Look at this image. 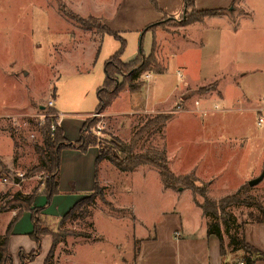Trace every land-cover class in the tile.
I'll list each match as a JSON object with an SVG mask.
<instances>
[{"label": "rangeland", "instance_id": "obj_1", "mask_svg": "<svg viewBox=\"0 0 264 264\" xmlns=\"http://www.w3.org/2000/svg\"><path fill=\"white\" fill-rule=\"evenodd\" d=\"M261 1L263 3L261 5L259 2L260 12L256 11V16L253 17L256 26L244 23L243 30L238 31L237 34L224 35L230 44H237L239 47L236 50L239 51L237 54L235 46L233 52L231 47L224 50L216 49L211 39L202 44L204 48L200 45L203 42L204 31L215 33L212 32L213 27L210 28L209 25L203 26L202 31L189 32L192 40L190 46L172 42L173 39L176 41V36L183 30L181 28L186 27L183 24V0H155L156 6L150 0H0V115L3 116L0 118V127L7 129L12 142H14L12 136L14 134L15 138L21 135L28 144L36 145L40 141L38 130L44 125L45 120L58 121L57 113L47 105L52 100L56 110L79 114L73 119L87 121V125H90L88 133L96 137L99 147L117 139L113 135L112 122L106 117H95L90 113L98 104L96 93L104 81V63L121 49V43L123 49L120 60L128 63L140 52L147 57L151 53L152 43L155 42L154 54L164 71L145 73L150 75L148 79L145 78V74L141 77L143 86L146 81V85L163 83L154 89L152 95L154 104L163 100L166 104H162L163 106L176 104L171 111L173 113L178 112L177 108L182 105L185 108L187 105H193L195 100L202 101L206 93L211 94L216 89L223 90V85L227 84L230 74L234 75L238 70L251 72L256 67L244 62L241 64V51L244 58L249 57L252 51L258 54L261 58L259 68L264 69V0ZM61 3L82 18L87 19L88 16H92L100 19L115 35H101L93 28L83 29L76 22L60 14L57 5ZM249 3L256 6L257 0H249ZM163 12L170 15H164ZM148 26L151 27L150 30ZM160 34L164 35L162 39ZM184 61L189 64L186 67L187 72L180 68ZM13 74H17L19 82L10 78ZM186 75L191 79L189 82L185 79ZM212 75L216 76L211 80ZM224 77L226 80H223ZM117 78L119 81L122 80L120 76ZM184 82L188 86L184 87ZM242 90L246 93L247 90L250 92L253 102L264 94L260 81L245 82ZM215 94V92L212 94L213 98H216ZM26 98L38 100L45 105L40 109L35 103L31 112L17 108ZM118 103L125 107V98ZM219 106L221 107L218 104L217 107ZM181 113L182 111L173 114L174 119L144 136L138 142L136 152L157 148L164 152L172 150V156L178 157V154L186 149L188 139V125L181 119ZM153 116L155 115L121 116L126 121V126H118L120 134L118 137L129 141L130 136L145 122V119ZM202 118V115H197V119ZM257 120L258 116L251 117V123L253 122L255 126ZM130 121H133L131 127ZM256 129L259 130L261 140L264 142V124L256 126ZM0 136L8 138L4 134ZM6 150V145L1 144L0 151L4 153ZM28 154L29 152L24 148L19 151V156L26 157L27 160L30 159ZM234 163L232 159H228L223 174ZM28 171L0 169V177L19 173L23 175L19 184L25 181L23 184L33 185L35 187L33 193L39 188L43 189L45 175L42 172L28 173ZM112 182L114 192L111 188L105 190L100 187L101 194L91 206H88L89 216L62 222L60 220L56 229L53 228L54 234H64L62 238L64 242L54 246L53 254L57 263L51 261L52 264H71V262L128 264L131 261V241L136 226L131 211L110 213L113 208L108 204L111 203V198H114L116 205L135 204L140 216L146 212L143 204L149 203L152 196L148 192L145 195L139 193L136 201L132 202V197L123 192L122 184L126 180L117 177L113 178ZM8 185L11 184L0 186ZM196 186L206 187V184L197 180ZM116 191H119V195ZM244 194L255 196L256 202L264 206V181L255 187H249ZM196 200L202 203L200 197L197 196ZM85 203L89 204L87 201ZM185 203V197L176 204L165 194L163 201L160 202L167 214L164 219L172 220L174 214L181 213L186 217L185 221H189L191 214ZM255 205L247 203L226 209L230 215V233L238 232L236 226L247 221L249 213L256 214ZM174 209L177 213H173ZM77 215L78 213L76 217ZM143 218L150 219V217ZM43 228L47 230L46 227ZM76 237H85L89 240L81 242Z\"/></svg>", "mask_w": 264, "mask_h": 264}, {"label": "crops", "instance_id": "obj_2", "mask_svg": "<svg viewBox=\"0 0 264 264\" xmlns=\"http://www.w3.org/2000/svg\"><path fill=\"white\" fill-rule=\"evenodd\" d=\"M193 1L197 11L216 10L222 14L207 17L202 22L181 28L183 30L176 36V41L175 39L171 41L175 44L183 43L190 46L192 40L189 32L202 31L203 26L209 25L210 28L213 27L212 32L215 33L210 34L204 31L203 42L200 45L202 46L206 40L211 39L216 49L224 50L231 47V52H233L235 46L237 54L239 52L236 51L239 49L237 44H230L224 35L237 34L238 31L243 30L242 25L244 23L256 26L257 23L254 25L253 17L256 16L257 12H260L259 2L261 5L263 3L261 0H257L255 6L249 3V0ZM82 15L86 16V14ZM163 36L160 34L161 39ZM202 47L204 48V46ZM240 55L242 56L241 64L244 62L256 67L251 72L236 70L234 75L230 74L227 84L223 85V90L216 89L211 94L206 93L202 101L195 100L193 105H187L185 108L182 105L177 108L178 112H171L176 104L163 106L162 104L166 105L165 100L154 104L152 102L154 89L163 83L158 82L152 85L147 83L148 85H146V81L145 85L135 92L123 89L102 113V116L114 124L112 131L117 140L127 143L128 140L119 138L118 126H126V121L121 116L170 114V118L166 122L168 123L174 119L173 114L182 111L181 119L188 125L186 149L182 150L178 157L172 156V150L163 152L168 167L175 176L193 174L197 180L206 184L205 195L210 200L218 201L234 194L241 187L247 185L249 181L262 174L261 182H263L264 142L261 140L259 130L256 129V126L259 125L257 123L256 126L252 124L251 117L253 115L259 117L256 109L262 106L264 94L259 100L253 102L250 92L248 90L247 93L243 92L242 87L244 88L245 82L254 81L257 83L260 81V86L262 85L264 88V69L259 68L261 58L253 51L246 58L243 57V51L240 52ZM188 66L189 64L184 61L180 68L187 72L186 67ZM215 76L212 75L211 80ZM10 78L19 82L17 74H13ZM185 79L187 82L191 80L188 79L187 75ZM223 80L226 78L224 77ZM185 82L184 87L188 86ZM149 85L150 88H148ZM214 92L216 98H213ZM122 98H125V107L118 103L121 102ZM196 102L198 105H195ZM35 103L40 109L45 105L38 100L26 98L17 108L31 112ZM216 104L217 106L218 104L221 105V107L218 108ZM214 106L217 107L216 110L213 109ZM52 108L59 115L57 125L63 138L69 143H75L79 139L80 129L84 121L73 119L79 114L60 112L56 110L54 104ZM90 114L84 115L89 116ZM197 115H202L203 118L197 119ZM132 122L130 121V127ZM2 134L7 135L8 138L0 136V145H6L7 148L4 153L0 151V169L26 172L39 164L40 158L35 147H41L43 144L40 129L38 130L40 141L36 145L28 144L21 135L15 138L14 134L12 135L14 142H12L7 129L0 127V135ZM23 148L29 152L30 159L27 160L26 157L19 156V151ZM97 157V147H90L85 153L72 148L62 150L59 160L57 194L52 197L49 204H46V196L42 193L43 189L39 188L33 193L35 187L31 184H23L25 181L19 186H0V209L13 197L22 198L34 195L32 205L28 209L12 208L0 213V240L3 238L9 223L13 222L7 239L9 264H23L24 262L25 264H45L52 248L51 234L55 231L53 228L56 229L61 217L79 200L90 194L95 184L105 190L111 188L114 192L112 180L117 177L126 180L122 184L123 192L132 197V202L136 201L139 193L145 195L148 192L152 196L149 203L143 204L146 212L140 216L135 204H130V206L116 205L114 198L110 199L113 208L110 213L131 211L134 225H136L131 241L132 258L128 264H242L241 252L231 253L224 248V255H221L219 241L214 235L207 234V219L194 202L189 190L165 189L160 181L158 171L151 166H140L132 172L122 173L106 160L97 163ZM228 159H232L235 163L223 174L222 171ZM116 193L119 195V191ZM165 194L176 204H179L181 198L185 197V204L188 205L191 214L189 221H185L186 217L182 216L181 213L174 214L172 220L166 221L164 219L167 214L160 202L163 201ZM34 208L39 210L37 217L42 227H46L49 232L40 235L37 242L30 236L33 231V217L37 218L31 212V209ZM173 213H177L176 209ZM141 215L146 218L150 217V219L145 220ZM241 234L248 245L264 253V223L247 222L242 226ZM76 238L81 242H88L89 240L85 237ZM63 242L64 239L56 245L63 244ZM32 253L34 254L33 259L26 261L28 255ZM56 261L57 259L53 254L52 262L57 263ZM71 264L74 263L71 262ZM255 264H264V260L257 261Z\"/></svg>", "mask_w": 264, "mask_h": 264}, {"label": "trees", "instance_id": "obj_3", "mask_svg": "<svg viewBox=\"0 0 264 264\" xmlns=\"http://www.w3.org/2000/svg\"><path fill=\"white\" fill-rule=\"evenodd\" d=\"M150 2L156 6L155 0H150ZM57 6L62 16L76 22L83 29L89 30L93 28L101 35H115V33L106 27L100 19L98 20L92 16H88L87 19L82 18L78 14L67 9L63 3ZM182 14L183 24L187 26L202 22L207 17L218 16L222 13L216 10L197 11L194 8L193 0H183ZM147 28L150 30L151 27L148 26ZM145 31H147V29ZM152 45L151 53L147 57L140 52L134 60L123 63L120 60L121 51L123 49V43H121V49L104 63V81L102 86L97 90L96 97L98 104L92 114L103 113L123 89H127L129 92L139 90L144 83L141 80L143 74L162 73L164 71L154 54L156 47L155 42H153ZM118 76L122 77L121 81L118 80ZM169 118L170 114H157L151 118H146L145 122L130 136L128 143L113 139L112 142H108L100 147L97 144L96 137L88 133L90 125H87V121L83 123L80 129L79 139L75 143H69L63 138L61 130L56 124L57 119H46L44 125L40 128L43 147H35L40 162L37 166L29 169L28 173L42 172L45 175L46 178L43 183L42 193L46 196V204H49L52 197L57 194L60 153L64 149L72 148L85 153L88 148L97 147L98 157L96 162L98 163L102 160H106L122 173L132 172L140 166H151L158 171L160 181L165 189H186L191 192L194 202L199 206L202 210V214L207 219V234L214 235L219 241L221 255H224V248H226L231 253L241 252L242 264H255L257 261L264 260V253L248 245L241 234V228L247 222L264 223V206L256 202L257 199L255 196L244 194L249 189L248 185L241 187L232 195H228L218 201H212L205 195V186H196L197 179L193 174L175 176L170 171L163 151L157 148H149L139 152L135 151L138 142L144 136L151 134L150 132L154 129L165 124ZM52 125L54 126L53 132L50 131ZM101 191L100 187L95 184L93 191L88 196L79 200L63 217H61V222L68 219L75 220L77 218L82 219L89 216L88 206L93 204L94 200L101 194ZM33 196L32 194L22 198L18 196L13 197L0 209V213L12 208L28 209L32 205ZM197 196L202 199V203L196 200ZM85 201L90 205L86 204ZM247 203L256 204V214L249 213L248 220L236 226L238 232L230 233V215L226 212V209L231 206L246 205ZM108 206L110 208L112 207L110 204H108ZM31 212L33 216L35 215L37 217L39 210L34 208L31 209ZM76 213H78L77 217ZM222 222L224 228L221 226ZM12 224L13 222L9 223L3 238L0 240V264H9L10 261V257L7 253V239ZM47 232L48 231L42 227L39 218L33 217L31 238L37 242L39 236ZM51 237L52 248L45 260V264H51L54 246L64 238V234L53 233ZM33 256V253L29 254L26 261L32 260ZM23 264H25V262Z\"/></svg>", "mask_w": 264, "mask_h": 264}, {"label": "built area", "instance_id": "obj_4", "mask_svg": "<svg viewBox=\"0 0 264 264\" xmlns=\"http://www.w3.org/2000/svg\"><path fill=\"white\" fill-rule=\"evenodd\" d=\"M149 77H150L149 74H145V78L148 79ZM47 105H48V107L52 108L53 107V101L50 100L47 103ZM195 105H198V103L196 102ZM213 109L216 110L217 107L214 106ZM256 112L259 113V117H258V120H257V124L260 125V124L264 123V98L262 99V106L261 107H258L256 109ZM93 116L99 117V116H102V113L101 114H93ZM50 131L51 132L54 131V126L53 125L50 127ZM22 179H23V175L22 174H19V173H15L14 175H10L9 174L8 177H0V185L11 184V185L19 186V183L22 181Z\"/></svg>", "mask_w": 264, "mask_h": 264}, {"label": "water", "instance_id": "obj_5", "mask_svg": "<svg viewBox=\"0 0 264 264\" xmlns=\"http://www.w3.org/2000/svg\"><path fill=\"white\" fill-rule=\"evenodd\" d=\"M262 179H263V174L260 175L259 177H257L256 179H253V180L249 181V182L247 183V185H248L249 187H254V186H256L258 183H260Z\"/></svg>", "mask_w": 264, "mask_h": 264}]
</instances>
